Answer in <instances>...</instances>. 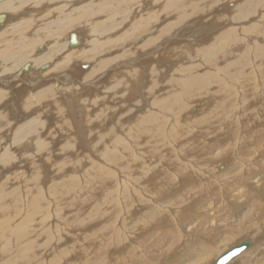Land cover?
Returning a JSON list of instances; mask_svg holds the SVG:
<instances>
[{
  "label": "bare ground",
  "instance_id": "6f19581e",
  "mask_svg": "<svg viewBox=\"0 0 264 264\" xmlns=\"http://www.w3.org/2000/svg\"><path fill=\"white\" fill-rule=\"evenodd\" d=\"M263 9L0 0V264H264Z\"/></svg>",
  "mask_w": 264,
  "mask_h": 264
},
{
  "label": "rangeland",
  "instance_id": "374dc122",
  "mask_svg": "<svg viewBox=\"0 0 264 264\" xmlns=\"http://www.w3.org/2000/svg\"><path fill=\"white\" fill-rule=\"evenodd\" d=\"M239 1V0H238ZM240 1H243V0H240ZM149 2V1H148ZM234 1H232L231 3H230V5L229 4H227V2L226 3H224L223 5H226L227 4V7H232L233 6V3ZM145 3H147V2H145ZM76 5H78V4H76ZM229 5V6H228ZM230 8H228L227 10H229ZM262 14H264V9L262 10V12H261V10H260V15L258 16V17H256V21H257V23H259V24H263V22L262 21H264V17H262ZM263 19H262V18ZM256 21H254V22H256ZM246 25H249V23H245ZM85 27V26H84ZM83 27H81V28H79L80 30L82 29ZM255 38H256V40H261V39H259V37H256L255 36ZM87 68L86 69H88L89 67H91L92 65H93V63H87ZM258 90H259V93L261 92V94H257L256 96H258L257 98L255 97L254 98V100H252L251 102H250V104L252 105L251 106V109H253V112L252 113H254L255 115H260L261 116V118H263L264 117V88L263 89H261V87L258 85ZM257 90V91H258ZM261 90V91H260ZM120 92H123V90L122 91H120ZM256 93H258V92H256ZM120 94L121 93H119V95H118V97L120 96ZM263 94V95H262ZM120 98V97H119ZM117 98V99H115V102H113V103H111L112 105H120L122 102L121 101H124V99L123 98ZM119 101V102H118ZM258 102V103H257ZM128 108H129V110H128ZM198 108V107H197ZM255 108V109H254ZM257 108V109H256ZM131 106H129V107H126V106H124V108H122V110H120L119 111V113L120 114H117V115H122L120 118H122V117H125V116H127L128 117V115L131 113ZM128 110V111H127ZM127 111V112H126ZM255 111H256V113H255ZM259 112V113H258ZM127 115H126V114ZM58 117L56 114L55 115H53L52 114V117ZM51 117V118H52ZM101 119H102V117H100ZM100 119V120H101ZM244 119H246V118H244ZM98 120V119H97ZM262 120V119H261ZM52 123H53V121H55V119H53L52 118ZM246 122L252 127L253 125H254V128H256V129H258L259 127H260V125H262V123H259L258 121L257 122H253L252 123V125H251V120L249 119V118H247L246 119ZM261 122V121H260ZM263 134H264V132H263ZM64 138V137H63ZM59 140H62V143H64V142H66L65 141V138L64 139H59ZM61 143V144H62ZM60 144V145H61ZM65 144V143H64ZM264 144V143H263ZM58 151V150H57ZM216 152V151H215ZM228 156V154L227 155H225V158H226V160H225V162L223 163V164H218V163H216L217 164V166H216V168H215V172L217 173V174H219L220 172H227V170H228V168H229V163H231V161H233L234 160V158L233 159H229L230 158V156L229 157H227ZM60 157H62L61 155H60ZM60 160H58V162H59ZM224 164H225V166H224ZM227 164V165H226ZM57 165V162H55V165H54V167ZM53 166H52V168H54ZM217 169V170H216ZM241 169V167L239 168V165H238V169H235L236 170V172H237V170L239 171ZM226 170V171H225ZM235 170H233V171H235ZM51 171V175L52 174H54L55 172L53 171L52 172V169L50 170ZM33 175H31L32 177H35V173H32ZM221 178V177H220ZM181 197V196H180ZM179 197V198H180ZM199 197H201V196H199ZM213 198V197H212ZM212 198H210V199H212ZM201 200H199V201H203V199H205V198H200ZM214 201L215 202H217L216 201V199H214ZM202 202H200V204H201ZM199 204V203H198ZM194 206L193 207H196L197 205L196 204H193ZM196 205V206H195ZM213 206V205H212ZM209 206L207 205V209H205L206 211H208V210H210L209 208H211V207H209ZM200 210H203V209H200ZM189 213H193V212H191V211H189ZM197 221H198V219L196 220L195 219V221L192 223V225L194 224V226H196V227H194L195 229L198 227V228H201L202 226H201V223H200V221H198V223H197ZM200 223V224H199ZM102 224V221H100V225ZM198 225V226H197ZM199 225L201 226V227H199ZM239 238V237H238ZM237 238V239H238ZM234 241L236 240V238H234L233 239ZM232 240V241H233ZM252 240V239H251ZM246 241V240H245ZM252 242H253V240H252Z\"/></svg>",
  "mask_w": 264,
  "mask_h": 264
},
{
  "label": "water",
  "instance_id": "95a60500",
  "mask_svg": "<svg viewBox=\"0 0 264 264\" xmlns=\"http://www.w3.org/2000/svg\"><path fill=\"white\" fill-rule=\"evenodd\" d=\"M251 244L250 240H246L242 243H239L232 248L228 249L227 251L223 252L216 260L215 264H226L230 261L233 257L238 255L244 249H246Z\"/></svg>",
  "mask_w": 264,
  "mask_h": 264
}]
</instances>
